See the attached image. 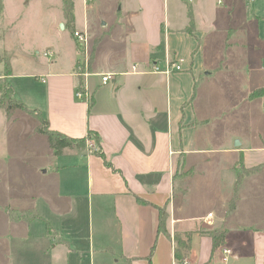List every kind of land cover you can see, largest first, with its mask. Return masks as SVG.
<instances>
[{
  "label": "crops",
  "instance_id": "crops-1",
  "mask_svg": "<svg viewBox=\"0 0 264 264\" xmlns=\"http://www.w3.org/2000/svg\"><path fill=\"white\" fill-rule=\"evenodd\" d=\"M58 3L38 30L41 46L31 48L51 50L46 61L31 59L22 29L13 30L28 17L6 18L2 35L12 70L1 72L2 82L33 77L24 87L30 102L17 96L27 108L71 138L92 133L91 147H66L49 164L63 182L60 194L70 191L72 200L55 210L56 223L45 221L49 232L39 238L51 242L41 248L42 264H264V145L245 146L236 133L225 141L209 135L211 114L232 106L235 83L248 101L264 88V0H72L71 26L87 37L86 75ZM16 56L34 69L15 71ZM178 59L180 71L153 70ZM79 84L87 99L74 95ZM255 98L264 107V94ZM162 208L167 233L158 228ZM218 229L224 242L214 249L206 231ZM175 234L189 243L182 261L174 257Z\"/></svg>",
  "mask_w": 264,
  "mask_h": 264
},
{
  "label": "rangeland",
  "instance_id": "rangeland-1",
  "mask_svg": "<svg viewBox=\"0 0 264 264\" xmlns=\"http://www.w3.org/2000/svg\"><path fill=\"white\" fill-rule=\"evenodd\" d=\"M22 1H4L7 7L4 5V19L0 18V57L4 56V53L8 56L2 45V35L9 23L6 18L19 15L28 17L30 21L28 23L20 21L19 28L15 27L13 30L22 29L25 36L23 42L28 52L31 53V59L46 61L52 56H43V52L46 51L45 47L40 48L39 55L35 54L31 48L35 44L41 46L42 41L39 40L40 37L38 38V30L42 31L41 27L46 26L43 20L47 12L58 14L60 4L58 0H30L29 6H25ZM81 9L80 7V12H82ZM35 14L38 16L35 17ZM32 15L36 20L33 23L31 22ZM59 29H61L60 24ZM43 31L45 32V30ZM65 33L68 34L69 30H66ZM12 42L14 43V40ZM12 42L11 46H13ZM64 46L65 50H69L68 47L71 46L69 37L61 38L60 47L64 49ZM8 53L12 55L10 52ZM27 60L16 56L12 64L15 71L33 70L35 67L33 61ZM3 69V64L0 63V75ZM29 80L34 81L35 79L32 77ZM29 80L18 77L6 79L16 85V97L25 96L27 91L24 87H27L26 84ZM2 81L1 78L0 88L4 83ZM233 87L236 90V95L230 99L232 106L229 105L225 109V105L221 104V106L213 108L214 111L211 115L214 124L209 126L211 127L209 135L225 141L231 133H236L244 141L245 146L260 147L264 145L263 104L258 98H253L251 101H248L246 97L243 98V91L238 89V83H235ZM25 98L30 102L28 97L25 96ZM39 126L38 119L26 111L17 109L9 117L3 109L0 110V264H42L41 248H50L51 242V239L47 237L42 240L39 238V234L46 231L45 221L56 223L55 210L65 208L69 200H72L70 191L60 194L59 189L60 186H63V182L52 171V165H49L56 161L55 154L51 151L46 136L38 131ZM48 166L50 169L44 172ZM81 195L82 189H80L79 198H76L81 200ZM21 209L36 210L42 219H36L28 224L23 220L16 221L9 218L10 210L14 212ZM47 232H49V228H47Z\"/></svg>",
  "mask_w": 264,
  "mask_h": 264
},
{
  "label": "trees",
  "instance_id": "trees-1",
  "mask_svg": "<svg viewBox=\"0 0 264 264\" xmlns=\"http://www.w3.org/2000/svg\"><path fill=\"white\" fill-rule=\"evenodd\" d=\"M63 4V10H64V17L67 19L65 27L70 30V33H73V27L71 24L73 23V14H72V9H73V4L72 0H62ZM2 11V6L0 2V13ZM73 35V34H72ZM0 62L3 63V71L2 74L7 76L11 74V66L9 63L8 56L4 53V56L0 57ZM264 94V88H259L258 90L252 92L250 94V98H255L259 97V95ZM4 110L7 114V116H11L15 110L20 109L23 111H26L30 115L36 117L38 121L40 122V126L38 127V131L43 133L47 141L49 143L50 148L52 149L53 153L55 155H58L62 152L64 148H76V149H84L87 144V138H90L92 136V133L88 134V137H81L79 139L77 138H71L64 133H60L58 131H55L51 129L48 126L47 120L42 116V113L40 111H37L36 109H29L25 105L23 101H21L18 98H15L13 96V87L10 83L5 82L2 84L1 89H0V110ZM254 170V169H253ZM242 174L238 173L236 177V187L238 183L240 182ZM235 194L232 197V200L228 204V209L227 211L232 212V209L235 206ZM160 218H159V224L158 228L161 231H164L167 233V228H166V222L168 219V213H166L165 209H160ZM9 218L16 220V221H21L25 220L26 222H32L36 220L38 217V214L36 210L32 209H21L20 211H14L11 212V210L8 212ZM46 227L48 228V224H46ZM211 238L213 242V248L216 249L218 246H221L223 244V238L225 236V231L224 230H212V231H206ZM175 240V251H174V257L178 261H182L185 259V256L187 255V251L189 248V243L188 240H183L181 237H179L177 234L174 236Z\"/></svg>",
  "mask_w": 264,
  "mask_h": 264
},
{
  "label": "built area",
  "instance_id": "built-area-1",
  "mask_svg": "<svg viewBox=\"0 0 264 264\" xmlns=\"http://www.w3.org/2000/svg\"><path fill=\"white\" fill-rule=\"evenodd\" d=\"M189 1H194V0H189ZM73 36L75 39V42L77 44L78 49L80 50V59L78 60V64L79 67L82 70V74L86 75V71L88 70V61H89V54H88V49H87V37L86 34H84L83 32L76 30L73 32ZM45 56H52L53 52L51 50L46 51V53L44 54ZM182 59H178L176 61H168L166 63L165 67H160L159 65H154L153 70L154 72H160L164 75H168L172 72L175 71H180L182 66ZM102 82L103 83H107V81H109L111 79V75L109 73H107L106 75L102 76ZM77 99H87L89 97V94L87 93L85 87L82 84H79L75 94ZM87 145L89 147H91V144L87 141ZM210 215L205 217V221L208 224H211V219H210ZM223 253L225 254V260L227 261L229 258V255L231 254L230 250L227 248L223 249Z\"/></svg>",
  "mask_w": 264,
  "mask_h": 264
},
{
  "label": "water",
  "instance_id": "water-1",
  "mask_svg": "<svg viewBox=\"0 0 264 264\" xmlns=\"http://www.w3.org/2000/svg\"><path fill=\"white\" fill-rule=\"evenodd\" d=\"M60 26H61V28H63V27H64V24H63V23H61V24H60Z\"/></svg>",
  "mask_w": 264,
  "mask_h": 264
}]
</instances>
